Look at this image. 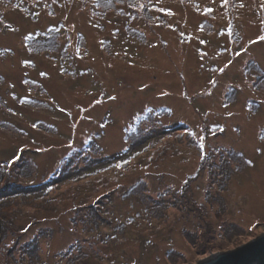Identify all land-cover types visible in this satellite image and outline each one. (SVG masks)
Returning <instances> with one entry per match:
<instances>
[{"label": "rangeland", "instance_id": "1", "mask_svg": "<svg viewBox=\"0 0 264 264\" xmlns=\"http://www.w3.org/2000/svg\"><path fill=\"white\" fill-rule=\"evenodd\" d=\"M260 37L264 0H0V264H196L264 233Z\"/></svg>", "mask_w": 264, "mask_h": 264}, {"label": "water", "instance_id": "2", "mask_svg": "<svg viewBox=\"0 0 264 264\" xmlns=\"http://www.w3.org/2000/svg\"><path fill=\"white\" fill-rule=\"evenodd\" d=\"M196 264H264V233L242 246L212 254Z\"/></svg>", "mask_w": 264, "mask_h": 264}, {"label": "trees", "instance_id": "3", "mask_svg": "<svg viewBox=\"0 0 264 264\" xmlns=\"http://www.w3.org/2000/svg\"><path fill=\"white\" fill-rule=\"evenodd\" d=\"M99 1V0H98ZM49 38H51L52 37V33H50V35L48 36ZM48 38V39H49ZM148 119H151V117H149V113H146L145 114V121L147 120V118ZM90 168H84V171H85V173H89L88 172V170H89ZM23 172L21 171V172H19V175H21ZM3 174L5 175V171H3ZM90 174H92V173H90ZM9 175H12L11 173H9L8 171H7V176H9ZM18 176V175H17ZM87 176V175H86ZM50 177V179H52V181L53 180H55V181H53L54 183H59L58 181H60V179H62V175H61V172H60V169H56V172L54 173V174H51V176H49ZM31 178V177H30ZM10 179V178H9ZM47 180V179H46ZM44 183V184H43ZM42 185L41 186H37V185H28L27 187H29V186H31L32 187V189L31 190H36V191H42V189L43 188H47L46 189V191H45V193L44 194H42L41 196H43V197H46V200H48L49 199V195L47 196V193L49 194V188L51 187L50 186V182L48 183V182H42L41 183ZM19 186H21V185H19ZM47 186V187H46ZM22 187V186H21ZM29 192H32V191H30V190H28ZM20 193V192H19ZM23 193V192H22ZM22 193H20V194H22ZM36 202H41V201H36ZM93 207V206H92ZM1 215V214H0ZM96 216H98V217H100V218H102V216H101V214L98 212V214H95ZM2 218V217H1ZM107 223V222H106ZM24 258V257H23ZM23 258L22 259H20L21 261L23 260ZM29 264H37V261H36V259L35 258H30V260H29Z\"/></svg>", "mask_w": 264, "mask_h": 264}, {"label": "snow or ice", "instance_id": "4", "mask_svg": "<svg viewBox=\"0 0 264 264\" xmlns=\"http://www.w3.org/2000/svg\"><path fill=\"white\" fill-rule=\"evenodd\" d=\"M224 3L227 4L228 3V0H224ZM161 11H163V9H161ZM261 40H264V37H260ZM237 55H239V53H237ZM221 72L224 71V69H220ZM110 99H115V97H109ZM229 115H231V113H229ZM200 147L202 148L203 147V144L200 145ZM126 163V162H125ZM117 167H122V165H117Z\"/></svg>", "mask_w": 264, "mask_h": 264}, {"label": "bare ground", "instance_id": "5", "mask_svg": "<svg viewBox=\"0 0 264 264\" xmlns=\"http://www.w3.org/2000/svg\"><path fill=\"white\" fill-rule=\"evenodd\" d=\"M104 146V145H103ZM104 147H107L106 145Z\"/></svg>", "mask_w": 264, "mask_h": 264}]
</instances>
